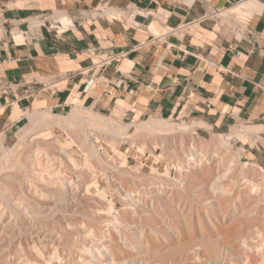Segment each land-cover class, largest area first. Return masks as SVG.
Wrapping results in <instances>:
<instances>
[{
    "label": "bare ground",
    "instance_id": "bare-ground-1",
    "mask_svg": "<svg viewBox=\"0 0 264 264\" xmlns=\"http://www.w3.org/2000/svg\"><path fill=\"white\" fill-rule=\"evenodd\" d=\"M262 7L261 2L248 0L240 7L220 11L216 17L220 24L228 21L243 32L247 21ZM57 14L64 20L67 17ZM42 23L36 19L28 24ZM1 25L0 17V37L4 33ZM22 30L18 27L14 32ZM26 117L31 128L12 149L1 154L0 264H8L10 259L8 249L1 246L5 243L18 246L13 247V264H63L65 252L70 253L67 264H264V169L240 163L243 147L232 150L236 141L258 144V137L252 135L264 131L263 127H242L208 143L195 134L196 129L207 128L202 122L148 119L123 125L119 108L104 116L92 107L75 105L67 115L39 111ZM131 126L137 135L128 137ZM56 129L66 133L64 143ZM150 131L151 135L177 137L143 136ZM107 132L109 146H98V137ZM3 141L0 138V150ZM124 143L135 147L137 155L148 153L153 164L172 155L174 160L170 157L172 162L166 165L175 168L178 176L171 180L169 170L161 175L154 166L144 176L141 161L137 169L123 170L128 168V156L119 149ZM158 146L159 156L155 153ZM173 148L180 150V155ZM23 149L27 151L23 153ZM212 166L218 168L214 177L208 170ZM229 174L233 179L227 185ZM125 178L131 181H126L130 189L122 185ZM137 179L146 183L141 195ZM100 181L105 182V188L100 189ZM231 191L233 199L228 198ZM199 198L201 202L196 200ZM114 199L121 203L120 210H116ZM198 202L204 207H198L200 212L194 207ZM171 205L180 211H173ZM172 211L177 218L171 216ZM189 211L195 213H190L193 217ZM156 223H163V227L156 229ZM133 224L139 238L129 229ZM75 253H80L79 259Z\"/></svg>",
    "mask_w": 264,
    "mask_h": 264
},
{
    "label": "crops",
    "instance_id": "crops-1",
    "mask_svg": "<svg viewBox=\"0 0 264 264\" xmlns=\"http://www.w3.org/2000/svg\"><path fill=\"white\" fill-rule=\"evenodd\" d=\"M247 1L0 0L3 144L28 114L75 105L101 113L119 108L132 123L202 122L207 128L197 131L206 134L264 128V0H257L263 7L243 32L224 31L218 17L194 24L209 8L220 12ZM36 19L43 23L28 24ZM48 24L69 29L55 37ZM187 24H192L188 31ZM18 27L23 30L14 32ZM142 42L149 44L135 48ZM93 54L113 61L96 66ZM43 79L64 80L43 88ZM255 136L259 147L239 141L235 146L244 148L241 161L264 168V131Z\"/></svg>",
    "mask_w": 264,
    "mask_h": 264
},
{
    "label": "rangeland",
    "instance_id": "rangeland-1",
    "mask_svg": "<svg viewBox=\"0 0 264 264\" xmlns=\"http://www.w3.org/2000/svg\"><path fill=\"white\" fill-rule=\"evenodd\" d=\"M31 5H29V4H27V7H30ZM59 13H61V12H59ZM54 15H57L56 13H54ZM126 20L128 19V17L127 18H125ZM224 23V26H223V30L224 31H228V32H231V33H234V31L235 30H237V31H239L238 30V28L234 25V24H231V23H229L228 21H223ZM94 57V56H93ZM97 60L98 59H96V62H97ZM42 82L46 85V84H48V82H47V79H43L42 80ZM72 108L73 107H70V108H67V109H65L64 111H61V112H59V111H55V112H52L54 115H67L71 110H72ZM92 110L95 112V113H98V114H101V115H104V116H110V111L109 112H103V113H101V112H98L97 110H95V109H93L92 108ZM119 121L121 122L120 124H123V125H132L131 123L132 122H130V121H126L125 119H124V117L122 118L121 117V119H119ZM142 121H144V120H141V121H137V122H142ZM172 121H174V122H178V123H181V122H183V121H178V120H172ZM30 123V119H27L26 121H25V123L23 124V126H22V128H21V130H19L18 132H17V134L15 135V137L11 140V141H9V142H7V143H4L3 145H2V147H1V150H0V163H2L3 164V160H2V153L3 152H5V151H7V150H9V149H12L13 147H14V145L17 143V141H18V139H19V136L21 135H24L30 128H31V124H29ZM185 123H187V122H185ZM134 131H135V127L134 126H131V127H129L128 128V131H127V133H128V137H132L134 134H136V133H134ZM93 131H91L90 133H92ZM94 133L96 134V132L94 131ZM94 133H92L93 135H94ZM150 133H152L151 131L150 132H145V134L143 133V136L144 137H146L147 139H152V138H159V137H164V138H166L167 137V139H172V138H174L175 136L177 137V135H173V137H172V135H171V138H170V135H167V134H164V136H162L163 134H160L159 136L158 135H154V132H153V134L151 135ZM56 134H57V136H59V141L61 142V143H64L68 138H67V135H66V133L65 132H63L62 130H59V129H56ZM108 134H109V138H110V133H108L107 132V136L106 135H100V137H98L100 140H99V143L97 144L98 146H102V147H104V148H107L108 146H109V144H110V139L108 138ZM155 134H159V133H156L155 132ZM195 134L199 137V138H201L203 141H205V142H210V143H213V141H215V137L216 136H218V134H214V133H209V134H206V133H203L202 131H197V129H196V131H195ZM93 135H91L90 134V136H92L91 137V139H94L93 137ZM137 135V134H136ZM96 136V135H95ZM60 137H62L61 139H60ZM169 137V138H168ZM66 139V140H65ZM64 140V141H63ZM247 144H249L250 146H254V147H259V145H260V142L257 144L255 141H253V140H249V142L247 143ZM130 144H128V143H124V144H121V146H120V151L123 153V154H125L126 155V157H127V163H128V168H123V170H126V171H130V170H134V169H137L136 167H138V165H139V162L141 161L142 162V164L144 165L143 166V168H140V172H141V174L142 175H144V176H146V175H148V174H150L149 172H150V167L151 166H154L155 167V169L158 171V173L159 174H161V175H163L164 173H166V171L167 170H169L168 171V175H169V179H171V180H174L178 175H176L175 173V168H167V167H169V164L172 162L171 160V162H169V158L171 157V159L172 160H174V157H172V155L169 157V158H167V157H161L160 159H159V161H158V164L156 165L155 163L153 164V162H152V160L150 159V156H149V154L148 153H146V152H144L143 154H141V155H137V149L135 148V147H130L129 146ZM175 146V148L176 149H178V146H177V144H174ZM234 147H235V149H237L236 148V146L234 145L233 146V149L232 150H235L234 149ZM175 148H173V149H175ZM73 149L76 151V153H78V155H80L81 154V152H80V150L75 146V147H73ZM175 149V150H176ZM180 149V148H179ZM27 151V149H23V153H25L24 151ZM78 150V151H77ZM109 150V149H108ZM177 151H180V150H176V152L174 151V153L175 154H177V155H180V153L179 152H177ZM160 152H161V150L159 149V146L157 147V149H156V151H155V153H156V155H160ZM219 152H221V151H219ZM179 153V154H178ZM112 155V154H111ZM139 156V157H138ZM224 156H225V154H224ZM138 157V158H137ZM141 157V158H140ZM214 158V157H213ZM211 158L212 159V161L214 160V159H217V158ZM147 159V160H146ZM219 159V158H218ZM217 159V160H218ZM146 160V161H145ZM217 160H216V162H217ZM116 161H118L117 159H115V163H116V165H118V163L116 162ZM136 161V162H135ZM165 161V162H164ZM167 161V162H166ZM160 162V163H159ZM214 162H215V160H214ZM167 163H169L168 164V166L166 165ZM240 163L243 165V164H245V162H243V161H240ZM1 164V165H2ZM147 164V165H146ZM150 164V165H149ZM248 164H251V163H248ZM165 167V168H164ZM261 168V167H260ZM210 169H212V171L210 170ZM216 168H213V166H212V168H208V170H209V172L210 173H212L211 175L213 176V175H217V173L218 172H216L217 171V169L215 170ZM262 169H264V168H262ZM215 170V173H213V171ZM96 172V171H95ZM233 174H234V176L233 177H235V173L233 172ZM210 175V176H211ZM211 176V177H212ZM227 176V175H226ZM230 176H231V174H229L228 175V177L229 178H227L226 177V179H228V181L230 180V179H233V177L231 176V178H230ZM214 177V176H213ZM174 178V179H173ZM141 180V181H140ZM140 180H136V181H139L141 184H139V183H135L137 186V190H139V192L137 191V193L139 194L140 192H141V190L142 189H144V187H146L145 186V182H143L142 183V181H143V179H140ZM125 181V182H124ZM126 181H127V183L128 184H130V182L131 181H129V178L127 179V178H125V179H123V183L124 184H122L126 189H130V187H129V185L126 183ZM204 181H205V184H207L206 183V179H204ZM204 181H203V183H201V184H204ZM231 181V180H230ZM229 181V183L227 182V180L225 181V183L227 184V185H229L231 182ZM200 182H201V180H200ZM105 182L104 181H100L99 182V187H100V189H102V188H105L106 187V184H104ZM145 183V184H144ZM125 184H127V185H125ZM204 184V185H205ZM138 185H140V186H138ZM129 188H128V187ZM141 187V188H140ZM206 189V190H205ZM203 190H205V192L206 193H208V195L210 194L208 191V189L207 188H204ZM204 192V191H203ZM204 192V194L205 195H207L206 193ZM230 196H229V195ZM227 195H228V198H231V199H233L232 197H233V194H232V191L230 192V193H228ZM140 195H141V193H140ZM226 195V196H227ZM200 199V198H199ZM199 199H196L197 201H200L201 202V199L199 200ZM203 200L202 201H204V197L202 198ZM114 201L115 202H117L116 204V210H120V208H122V206H121V203L119 202L118 203V201L117 200H115L114 199ZM41 202H43V201H41ZM168 202V201H167ZM166 202V200L164 201V203H167ZM200 202H198L197 204V206H194L196 209H198L197 211H199L200 212V208L201 209H204V207H203V205H202V207H200L199 205V203ZM44 203V202H43ZM169 204V203H168ZM170 205V204H169ZM172 206V205H171ZM170 206V207H171ZM193 207V208H194ZM198 207H200V208H198ZM173 208H175L174 207V205L172 206V210H173ZM179 209V208H178ZM195 209V210H196ZM173 211H180V210H173ZM172 211V212H173ZM177 212V213H178ZM186 212H187V210H186ZM176 212H173V214H171V216L173 217V218H177V215L178 214H175ZM190 213H192V214H195L193 211H189V213L188 214H190ZM192 214H190V216L191 217H193V215ZM174 215V216H173ZM148 218V217H147ZM158 226L156 227V229H158V228H161V227H163L162 225H163V223H156ZM134 225L135 224H133V226H131L129 229L130 230H132V231H129V229H128V231L130 232V234H131V236L133 235V234H135L136 235V238H139L138 236V233H139V230H138V227H136L137 228V230H136V228L134 227ZM134 227V229H132ZM137 231V232H136ZM136 232V233H135ZM89 233V232H88ZM133 233V234H132ZM135 235L134 236H132V237H135ZM6 245V246H5ZM8 245V246H7ZM15 244H12V247H11V245L9 246V244H7V243H5L4 245L2 244L1 246L5 249V250H7V253L9 252L10 253V257L9 256H7L8 257V259H9V263L8 264H13V262H11V260H15L13 257V254H14V251H13V247H18L17 245H15ZM10 249V250H9ZM11 253H12V255H11ZM67 252H65L64 254L66 255H64L65 257H64V260H63V264H67V259H69L70 258V256H68L70 253H67ZM139 254V253H138ZM75 255H76V257H77V259H79L80 258V253L78 254H76L75 253ZM13 256V257H12ZM79 256V257H78ZM66 261V262H65ZM65 262V263H64Z\"/></svg>",
    "mask_w": 264,
    "mask_h": 264
},
{
    "label": "built area",
    "instance_id": "built-area-1",
    "mask_svg": "<svg viewBox=\"0 0 264 264\" xmlns=\"http://www.w3.org/2000/svg\"><path fill=\"white\" fill-rule=\"evenodd\" d=\"M218 13H219V11H215V10H212L211 8H209V12L205 13L201 18H199L196 22H194V24H199V23H202V22L207 21L209 19L215 18ZM191 25L192 24H187L184 29H186L188 31L190 29ZM68 29H69V27L63 28L62 24H59V26H54V25L48 24V26H47L48 33H52L55 37H56L57 31H65ZM179 30H182V29H180V28L177 30L172 29L168 33H175L176 31H179ZM147 44H149V42H142L141 44H139L135 48H140L142 46H146ZM93 56L98 58L97 62H93V64L96 66H108L113 61V58L111 56H106V55L96 56L94 54H93ZM63 80H59L57 82H52L51 84H46V85L44 84V85H42V87L46 88L47 86H52V88H55V87L59 86L63 82Z\"/></svg>",
    "mask_w": 264,
    "mask_h": 264
}]
</instances>
